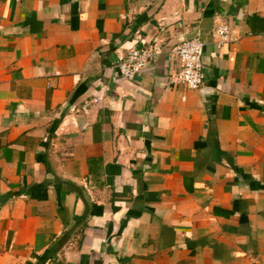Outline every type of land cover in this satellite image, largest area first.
<instances>
[{
  "label": "crops",
  "instance_id": "crops-1",
  "mask_svg": "<svg viewBox=\"0 0 264 264\" xmlns=\"http://www.w3.org/2000/svg\"><path fill=\"white\" fill-rule=\"evenodd\" d=\"M0 264H264V0H0Z\"/></svg>",
  "mask_w": 264,
  "mask_h": 264
},
{
  "label": "built area",
  "instance_id": "built-area-1",
  "mask_svg": "<svg viewBox=\"0 0 264 264\" xmlns=\"http://www.w3.org/2000/svg\"><path fill=\"white\" fill-rule=\"evenodd\" d=\"M231 34L232 29L228 24L216 23L212 32L214 44L219 48L228 44ZM205 47V42L198 36L167 50L170 59L177 64V69L168 77L169 82L183 85L191 90H198L204 86L206 78ZM161 53V47L155 40L140 48H133L118 54L114 66L122 79L133 81L152 65Z\"/></svg>",
  "mask_w": 264,
  "mask_h": 264
}]
</instances>
